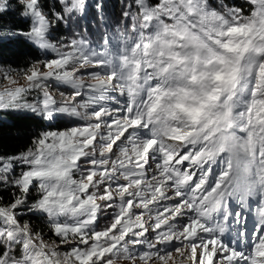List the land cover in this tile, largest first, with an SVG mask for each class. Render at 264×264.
Masks as SVG:
<instances>
[{
	"label": "snow or ice",
	"instance_id": "6c2138e0",
	"mask_svg": "<svg viewBox=\"0 0 264 264\" xmlns=\"http://www.w3.org/2000/svg\"><path fill=\"white\" fill-rule=\"evenodd\" d=\"M92 7L0 0V264H264V0Z\"/></svg>",
	"mask_w": 264,
	"mask_h": 264
},
{
	"label": "trees",
	"instance_id": "16d2710c",
	"mask_svg": "<svg viewBox=\"0 0 264 264\" xmlns=\"http://www.w3.org/2000/svg\"><path fill=\"white\" fill-rule=\"evenodd\" d=\"M95 1L97 2V0ZM117 1L103 0V3L105 6L106 2L108 4L112 2V7L116 9ZM113 13L115 12L113 11ZM8 19L13 23H19L16 17ZM37 58L42 59L43 53L26 44L23 38L0 46V64H11L13 67L23 68ZM38 130L39 125L33 120L19 115L0 114V151L12 153L21 150L29 142L33 133Z\"/></svg>",
	"mask_w": 264,
	"mask_h": 264
},
{
	"label": "rangeland",
	"instance_id": "374dc122",
	"mask_svg": "<svg viewBox=\"0 0 264 264\" xmlns=\"http://www.w3.org/2000/svg\"><path fill=\"white\" fill-rule=\"evenodd\" d=\"M88 2H90L93 7L90 9V17H89V20L86 22L88 24L91 25L93 31H95L96 29V25H97V20L96 19H93L92 17L95 15V0H88ZM112 2H110V4H108L107 2L105 3V6H104V15L106 17V20H114L116 17L119 16V13H120V8H121V0H118L117 1V8L115 9V7L113 8L112 7ZM113 11L115 13H113ZM82 23H85L84 21H82ZM43 57H44V53H43ZM22 82V81H21Z\"/></svg>",
	"mask_w": 264,
	"mask_h": 264
}]
</instances>
